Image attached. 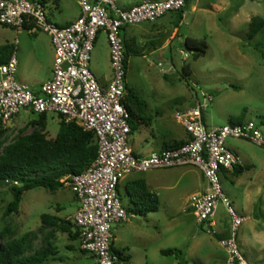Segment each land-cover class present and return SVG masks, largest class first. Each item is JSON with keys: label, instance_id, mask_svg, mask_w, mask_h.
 I'll return each instance as SVG.
<instances>
[{"label": "rangeland", "instance_id": "rangeland-1", "mask_svg": "<svg viewBox=\"0 0 264 264\" xmlns=\"http://www.w3.org/2000/svg\"><path fill=\"white\" fill-rule=\"evenodd\" d=\"M207 1L200 0L202 9L191 12L190 5L194 2L191 0L185 5L184 17L179 24L177 12H170L171 15L167 13L155 21L166 36L175 24L178 29L174 39L164 47H161L157 37L154 39L147 34L140 35L152 30L155 22H141L123 29L122 36L130 43L132 50H139L129 54L125 85L145 103L146 115L151 118V128L162 136L181 128L174 113L183 107L203 103L202 92L212 95V100L205 101L207 128L227 124L230 117L236 118L246 109L243 119L256 122L264 135V123L261 122L264 119V60L244 37L247 23L224 25L222 21L226 14L220 15L212 10L207 6ZM230 2L239 6L245 16L259 15L264 18V0ZM75 9L76 5H73L66 13H72ZM47 15L51 22H59L58 14L53 9ZM34 32L27 28L17 30L0 25V44L11 43L15 47L16 75L33 74L36 71V76L41 77L48 71L49 36L39 29ZM186 36L204 39L207 45L204 54L194 57L192 52H186ZM184 63H188L191 70L187 82L181 77ZM109 66L108 43L105 33L100 32L90 53V69L96 78L102 74L108 77L111 70ZM37 117L35 113L21 110L5 124H0L1 145L9 144L20 135L41 130L39 124L30 123ZM45 117L43 133L53 138L58 132L60 116L55 112H47ZM144 132L138 123V129L132 134L135 150L141 151L142 145L145 146L146 143L141 139ZM226 144L236 149L243 165L249 167L238 177L230 170H221L219 174L222 191L232 209L238 216L244 217L237 229L239 248L249 264H264V149L240 139L229 138ZM184 168L178 166L170 170H147L122 175L118 195L124 208L129 204L124 185L131 178L144 176L149 179L151 192L157 195L159 204L156 211L147 212L145 217L128 213V218L139 219V239H134L129 229H123L119 237L124 238L129 247H133L131 255L134 259L143 258L144 246L148 264H178L173 255L160 253L163 248L182 250L187 261L183 264H227L226 253L219 244L217 234L226 233L225 237L230 235L231 216L218 202L211 217L212 225L197 222L189 206L191 199L187 195L200 189L203 181L198 169L194 168L185 174ZM178 177L180 179L175 182ZM11 198L9 186L0 185V230L6 231L5 239L32 233L35 247L44 246L46 234L50 232L48 228L40 229L41 213L69 219L77 205L68 186L55 192L35 187L23 193L17 212L5 215V207ZM117 224L112 225V232ZM52 232V242L61 256V260H54V264L91 263L80 252L79 242L72 241L68 233L59 228H54Z\"/></svg>", "mask_w": 264, "mask_h": 264}, {"label": "built area", "instance_id": "built-area-1", "mask_svg": "<svg viewBox=\"0 0 264 264\" xmlns=\"http://www.w3.org/2000/svg\"><path fill=\"white\" fill-rule=\"evenodd\" d=\"M187 0H143L128 8L116 0H76L79 15L60 26L48 19L42 0H0V25L17 30L24 24L44 31L53 48L51 77L35 92L16 77V57L12 54L0 64V124L21 110L35 114L55 112L64 122H73L93 131L97 153L93 162L79 174L60 181L73 192L77 202L70 220L79 230V247L92 254L95 264H121L112 251V225L128 219L118 195L123 174L157 168L192 165L205 180L202 193L192 196L189 206L197 222L212 225L218 202L231 216L230 235L219 240L227 264H249L237 241V229L244 217L238 216L222 191L220 171L241 165V159L227 139H240L264 149V135L253 120L207 128L203 103L177 110L174 118L188 138L174 148H161L146 156L133 152L128 144L130 115L124 103L126 94L125 53L122 31L141 22H155L163 15L180 11ZM100 32L109 48L111 76L100 84L90 69V53Z\"/></svg>", "mask_w": 264, "mask_h": 264}, {"label": "trees", "instance_id": "trees-1", "mask_svg": "<svg viewBox=\"0 0 264 264\" xmlns=\"http://www.w3.org/2000/svg\"><path fill=\"white\" fill-rule=\"evenodd\" d=\"M188 1V0H187ZM187 1L185 5L187 4ZM185 7V6H184ZM184 7L178 11L179 18ZM31 24H24L23 28H31ZM245 39L253 45L264 60V18L254 15L250 18ZM256 38L254 41H252ZM125 64L132 50L130 43L123 37ZM204 39L185 37L184 47L192 52L194 57L204 54L206 49ZM15 47L11 43L0 44V64L5 62L13 53ZM139 52V50H134ZM191 73L188 63L181 66V77L186 80ZM125 106L129 112L130 134L138 129V123L148 121L145 103L126 85L124 97ZM246 109L236 117H230L229 123H241L245 121L243 114ZM46 113L37 114V119L31 124H39L41 130H35L28 134L17 137L9 144L2 146L0 143V185L9 186L12 194L11 200L5 207L4 214L9 215L17 212L23 193L35 187H44L49 192L63 188L65 185L60 179L66 175L79 174L85 170L95 159L97 153V142L93 131L83 130L73 122L59 121L58 132L53 138H48L43 133L46 122ZM264 123V119H261ZM2 133V131H0ZM186 140H174L165 142L163 148H174ZM246 165H237L230 172L238 177ZM229 170L223 169L222 172ZM125 191L129 197V204L125 207L127 213L145 215L147 212L156 211L159 200L155 193L150 192L143 181L137 179L125 185ZM41 228H48L50 232L45 237L44 246L35 247L32 233H25L19 237L6 238V231L0 230V264H46L49 259L61 260L58 256V248L52 242L54 228H59L68 233L72 241L79 242V230L70 219H64L52 213H41ZM49 236V237H48ZM226 233L217 234L221 239ZM79 245V243H78ZM73 249L72 246H67ZM82 254L88 252L79 248ZM119 259L129 264V256L122 251L113 249ZM163 255H173L179 264L186 263L183 252L177 248H163Z\"/></svg>", "mask_w": 264, "mask_h": 264}, {"label": "crops", "instance_id": "crops-1", "mask_svg": "<svg viewBox=\"0 0 264 264\" xmlns=\"http://www.w3.org/2000/svg\"><path fill=\"white\" fill-rule=\"evenodd\" d=\"M42 1L45 4L47 14H49L52 9L55 13L58 14L59 22L57 23L56 21H52L53 23H55L57 25L63 26V25L69 24L70 22L75 20L76 17L79 15L80 10H79V6H78L76 0H42ZM142 1L143 0H116V3L120 7L128 8L130 6H133L135 4L140 3ZM190 1L191 0H188L186 5H188L190 3ZM73 5H76V9L74 10V12L66 13L67 11L71 10ZM201 6H203V5H201ZM201 6H200V0H194V2L191 3V5H190V9H191L190 11L191 12L198 11V10L202 9ZM207 6L211 7L212 10H214L215 12L220 13V15L226 14L224 20L222 21L224 25L226 24V26H230V24H232L234 26L235 23H242V22L248 24L250 18L252 16H254V15L245 16L243 14V12H241V8L239 6L232 5L230 0H209V1H207ZM166 15H168V14H166ZM169 15H171V14L169 13ZM183 17H184V10H183V12L179 18L178 24L181 22ZM48 19L50 20L49 17H48ZM153 26H154V28L152 30H150L149 32L141 33L140 35L147 34L148 36H151V37L153 36L154 39L157 37V39H159V43L161 44V47H164V46H166V44H169V41L174 39V37L178 31L176 24H175L173 26V28L171 29L169 35L166 36L164 34V32L161 31L160 27H157L156 22L153 24ZM28 30H30L32 33H35L34 29H32V27L28 28ZM232 30L235 31V29H232ZM186 37H192V36H186ZM192 38H195V37H192ZM49 43H50V41H49ZM49 49H50V63H49L48 71L44 76H41V77L36 76V71L33 74H32V72H31V74H26V75H16L15 74L16 79L20 83H22L23 85H26L27 87L30 86L29 88L35 92H38L40 85L51 77L52 62H53V57H54L53 48L51 46V43L49 44ZM185 51L189 52L187 49H185ZM110 76H111V70H110V74L108 77L105 76V74H102L100 78H97V80L99 81L100 84H105L110 79ZM184 108H187V107H183L181 109H184ZM147 118L149 119L148 121H146L144 123H140L141 127L144 128V131H145L144 133H142L141 139L144 143H146L144 147L142 145L141 151L135 150L134 141H133V137H132L133 133H131L129 135V138H128V142L130 144L131 149L133 150V152L135 154H137L139 156H146L153 151H157V150L163 148V145L165 142H172L174 140H186L188 138V134L186 133V131L184 130V128L182 126L179 130H177V132L169 131V134L162 136L160 133H158V131L151 128L152 124H151V118L149 115L147 116ZM203 121L205 123V115L204 114H203ZM210 127H215V126H210ZM233 149L234 148H232V150ZM233 151L236 154L239 153L236 149H234ZM238 156H239V154H238ZM241 165H243V163H241ZM176 167H178V166H176ZM176 167H170V169L176 168ZM182 167H185L184 171H183L185 174L190 170L192 171L194 168L198 169L200 172L201 181H203V185H201L200 189H198V190L196 189L195 191H193L187 195V197L189 199H191L192 196L200 194L204 191L205 180L203 178L201 170L198 167L192 166V165H186V166H182ZM157 169H168V170H170L169 168H157ZM157 169H150V171H156ZM137 179L143 181L144 184L146 185L147 189L151 192V189H150L151 186L149 183V179L145 176L143 178H131L130 180H128V182H131V181H134ZM179 179H180L179 177L176 178L175 182H177ZM125 185H124V188H125ZM118 188H119V184H118ZM127 197H128V195H127ZM128 199H129V197H128ZM76 208H77V205H76ZM73 213L74 212H72V215H73ZM139 216L145 217L146 214L145 215H139ZM138 221H139L138 218H134V220H132L131 217H129L126 221L121 222V223L116 225L114 232H112L113 233L112 248L117 249L119 251H122L124 254L128 255L129 256V264H148L147 255H146L147 250L144 246L142 247V250L144 253L143 258L134 259L133 256L131 255L132 250H134L133 247H129L127 241L124 238L119 237V234L123 231V229H129V230H131L130 232L132 233V237L134 239H137V238L139 239L140 234L138 231V227H139ZM114 242H117L116 246L114 245ZM137 248L140 249L139 246ZM83 256L90 259V262H91L90 264H95V259H94V256L92 254L87 253V254H83ZM56 260H58V259H56ZM46 264H54V259L48 260V262ZM121 264H125V263L122 262Z\"/></svg>", "mask_w": 264, "mask_h": 264}]
</instances>
